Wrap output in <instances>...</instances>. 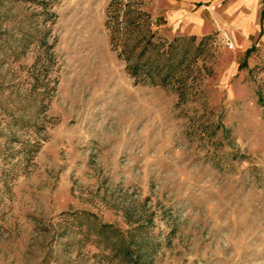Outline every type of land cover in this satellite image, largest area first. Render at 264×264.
<instances>
[{
  "label": "rangeland",
  "instance_id": "1",
  "mask_svg": "<svg viewBox=\"0 0 264 264\" xmlns=\"http://www.w3.org/2000/svg\"><path fill=\"white\" fill-rule=\"evenodd\" d=\"M169 1L0 0V264H264V51Z\"/></svg>",
  "mask_w": 264,
  "mask_h": 264
},
{
  "label": "crops",
  "instance_id": "2",
  "mask_svg": "<svg viewBox=\"0 0 264 264\" xmlns=\"http://www.w3.org/2000/svg\"><path fill=\"white\" fill-rule=\"evenodd\" d=\"M165 17L174 33H224L242 50L264 51V0H170Z\"/></svg>",
  "mask_w": 264,
  "mask_h": 264
},
{
  "label": "built area",
  "instance_id": "3",
  "mask_svg": "<svg viewBox=\"0 0 264 264\" xmlns=\"http://www.w3.org/2000/svg\"><path fill=\"white\" fill-rule=\"evenodd\" d=\"M224 44L227 47H231L232 46V41L230 40V38L227 35H224Z\"/></svg>",
  "mask_w": 264,
  "mask_h": 264
},
{
  "label": "trees",
  "instance_id": "4",
  "mask_svg": "<svg viewBox=\"0 0 264 264\" xmlns=\"http://www.w3.org/2000/svg\"><path fill=\"white\" fill-rule=\"evenodd\" d=\"M136 67V66H135ZM161 69V68H160ZM153 70H157L156 68H154ZM158 71V70H157ZM149 72V69H147V72L146 73H148Z\"/></svg>",
  "mask_w": 264,
  "mask_h": 264
}]
</instances>
